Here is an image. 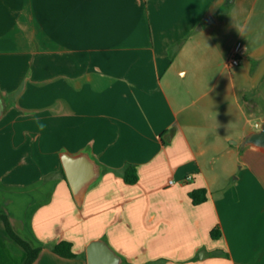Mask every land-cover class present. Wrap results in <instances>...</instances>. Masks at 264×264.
I'll return each mask as SVG.
<instances>
[{
    "label": "crops",
    "instance_id": "obj_1",
    "mask_svg": "<svg viewBox=\"0 0 264 264\" xmlns=\"http://www.w3.org/2000/svg\"><path fill=\"white\" fill-rule=\"evenodd\" d=\"M0 102V215L33 264L97 240L122 264H264V0H0ZM83 153L101 175L78 201L61 158ZM25 259L0 221V264Z\"/></svg>",
    "mask_w": 264,
    "mask_h": 264
},
{
    "label": "water",
    "instance_id": "obj_2",
    "mask_svg": "<svg viewBox=\"0 0 264 264\" xmlns=\"http://www.w3.org/2000/svg\"><path fill=\"white\" fill-rule=\"evenodd\" d=\"M3 113V105L0 102V119ZM249 141L264 144V125L261 132L255 134ZM61 161L72 193L78 201H81L85 192L99 179L100 168L86 153L77 156L64 154ZM86 255L87 264L123 263L122 258L104 240L92 241L87 246Z\"/></svg>",
    "mask_w": 264,
    "mask_h": 264
},
{
    "label": "trees",
    "instance_id": "obj_3",
    "mask_svg": "<svg viewBox=\"0 0 264 264\" xmlns=\"http://www.w3.org/2000/svg\"><path fill=\"white\" fill-rule=\"evenodd\" d=\"M228 2H231L228 0ZM60 172L64 179H66V175L64 173L63 167H61ZM122 179L125 181L126 184L128 185H135L139 181V176L137 172V167L135 165L127 164L124 169L120 173ZM190 198L192 199V202L194 205H201L207 201V195H206V190L205 189H200V190H195L190 193ZM0 221H3L6 230L9 234V236L14 240L26 253V259L24 261V264H33L40 252L41 248L34 249L27 241H25L22 237H20L15 231L13 230L9 219L4 216L0 215ZM212 238L213 239H218L220 237V233L217 229L212 231ZM52 250L58 254L59 256L66 257V258H74L76 255L72 252V244L68 242H61L57 245H54L52 247Z\"/></svg>",
    "mask_w": 264,
    "mask_h": 264
},
{
    "label": "built area",
    "instance_id": "obj_4",
    "mask_svg": "<svg viewBox=\"0 0 264 264\" xmlns=\"http://www.w3.org/2000/svg\"><path fill=\"white\" fill-rule=\"evenodd\" d=\"M247 47L244 42L238 41L232 51L230 58L228 59V66L230 68H237L242 64L243 59L246 57ZM172 183V182H171Z\"/></svg>",
    "mask_w": 264,
    "mask_h": 264
},
{
    "label": "clouds",
    "instance_id": "obj_5",
    "mask_svg": "<svg viewBox=\"0 0 264 264\" xmlns=\"http://www.w3.org/2000/svg\"><path fill=\"white\" fill-rule=\"evenodd\" d=\"M257 127H259V125H257ZM253 147H255V146H253Z\"/></svg>",
    "mask_w": 264,
    "mask_h": 264
}]
</instances>
